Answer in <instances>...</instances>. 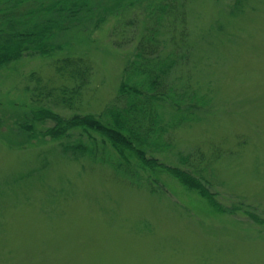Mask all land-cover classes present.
I'll list each match as a JSON object with an SVG mask.
<instances>
[{
  "label": "rangeland",
  "instance_id": "1",
  "mask_svg": "<svg viewBox=\"0 0 264 264\" xmlns=\"http://www.w3.org/2000/svg\"><path fill=\"white\" fill-rule=\"evenodd\" d=\"M233 3L188 1L190 52L171 77L207 101L154 154L191 165L222 204L264 219V0H245L232 14ZM112 23L82 39L94 73L73 107L55 104L56 92L32 98L27 90L32 70L53 75L47 59L25 55L0 68V264H264V224L241 210L218 213L165 173H147L151 192L19 129L37 104L67 117L97 113L114 97L135 41L113 44Z\"/></svg>",
  "mask_w": 264,
  "mask_h": 264
},
{
  "label": "trees",
  "instance_id": "2",
  "mask_svg": "<svg viewBox=\"0 0 264 264\" xmlns=\"http://www.w3.org/2000/svg\"><path fill=\"white\" fill-rule=\"evenodd\" d=\"M188 1L0 0V68L25 55L45 58L52 68L48 80L39 70L29 73L34 80L27 87L32 98L44 91L46 96L56 92L55 104L73 107L94 73L92 56L80 44L106 22H113L110 35L116 46L135 41L114 97L99 112H75L66 117L37 104L31 108L30 119L18 124L19 129L29 137L49 136L71 158L108 164L116 176L146 185L151 192L157 186L146 178L147 173H165L194 191L214 211L241 210L264 224L253 211L222 204L208 181L188 169L191 165L168 164L154 154L167 150L172 145L165 140L169 130L197 119L198 108L207 101L190 84L180 86V77H171L190 52ZM244 2L234 0L231 13L235 6L244 8ZM54 78L59 80L56 85ZM164 105L170 110L165 111ZM46 119L53 124L35 131L34 121ZM189 158V154L179 153L180 163H188Z\"/></svg>",
  "mask_w": 264,
  "mask_h": 264
}]
</instances>
